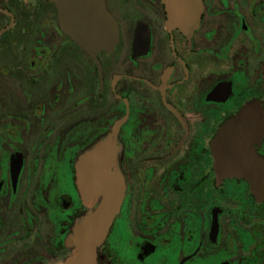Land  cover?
Listing matches in <instances>:
<instances>
[{"label": "flooded vegetation", "instance_id": "obj_1", "mask_svg": "<svg viewBox=\"0 0 264 264\" xmlns=\"http://www.w3.org/2000/svg\"><path fill=\"white\" fill-rule=\"evenodd\" d=\"M104 1L120 41L95 58L51 0H0V264L73 252L100 203L78 162L116 129L124 196L97 264H264V169L225 174L216 146L255 106L264 162V0H197L193 26L181 4Z\"/></svg>", "mask_w": 264, "mask_h": 264}, {"label": "water", "instance_id": "obj_2", "mask_svg": "<svg viewBox=\"0 0 264 264\" xmlns=\"http://www.w3.org/2000/svg\"><path fill=\"white\" fill-rule=\"evenodd\" d=\"M59 10L61 28L89 55L96 58L100 51L113 52L120 41L117 20L108 11L104 0H51ZM171 8L178 6L183 16L191 18L186 25L193 26L198 20L197 0H164ZM249 106L240 119L224 126L216 142L222 149L218 166L225 174L264 169V162L253 155L251 147L260 137L254 134L249 123L251 113L259 112ZM116 134L96 144L78 162V178L81 197L87 207H94L83 221L75 226L67 244L75 246V254L66 264H97L98 249L103 245L118 213L124 196V185L116 160ZM255 138V139H254ZM221 154V153H220ZM259 193L262 184L252 183Z\"/></svg>", "mask_w": 264, "mask_h": 264}, {"label": "rangeland", "instance_id": "obj_3", "mask_svg": "<svg viewBox=\"0 0 264 264\" xmlns=\"http://www.w3.org/2000/svg\"><path fill=\"white\" fill-rule=\"evenodd\" d=\"M91 211L92 210L88 211L83 217H81L80 218L81 221L79 220L80 221L79 223H81L83 221V218H86ZM74 254H75V249L73 250V252H71V254L61 264H66L72 257H74Z\"/></svg>", "mask_w": 264, "mask_h": 264}]
</instances>
